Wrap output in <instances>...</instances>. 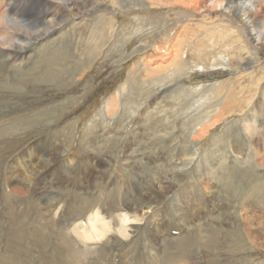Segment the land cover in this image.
I'll list each match as a JSON object with an SVG mask.
<instances>
[{
    "label": "rangeland",
    "instance_id": "obj_1",
    "mask_svg": "<svg viewBox=\"0 0 264 264\" xmlns=\"http://www.w3.org/2000/svg\"><path fill=\"white\" fill-rule=\"evenodd\" d=\"M122 3L103 4L116 22L112 31L92 18L89 26L64 27L48 41L32 46L17 65L11 62L9 67L0 60V164L11 159V194H5L0 184V264H261L264 249L250 252L246 236L247 229L255 234L258 225L264 231V168L259 165L263 158L251 151L264 154V103L257 109L262 117L252 126L261 133L251 139L252 144H237V151H249L247 163L240 164L227 150L229 134L236 138L231 125L254 117L251 109L241 117L231 113L234 105L236 110L243 107L254 87L248 72L238 80L222 73L224 68H196L181 78L191 90L186 95L162 82L148 86L139 61L149 55L151 70L169 65L171 59L160 63L163 55L155 45L169 32L177 33L180 25L182 29L202 25V18L180 6L159 7L152 0ZM69 14L79 18L76 11ZM212 16L203 15V21L227 20L222 14ZM259 56L264 60L263 52ZM6 78L11 79L10 92L5 89ZM228 79L224 87L211 86ZM244 89L246 95L237 94ZM114 97L118 105L109 116ZM132 99L141 108L136 114ZM145 104H150L148 112ZM157 109L166 110L167 118L176 115L170 117L175 132L169 130L167 119L166 124L155 122L151 115ZM221 113L218 125L205 136L195 135V144L189 145L191 133ZM87 135L98 140L86 145ZM145 141L149 147L142 150ZM129 146L135 147V158L128 160ZM34 147L58 155L59 165L52 171L54 186L31 180L32 175L25 178L30 169L23 167L22 155ZM176 147L194 160L192 171L147 222L159 215L166 237L145 228L121 242L109 237L87 246L69 231L97 207L117 213L122 200L134 196V188H146ZM15 167L20 173H14ZM201 171L206 175L202 180ZM185 190H190L189 201H178ZM182 200L186 203L180 206ZM59 206L61 214L55 216Z\"/></svg>",
    "mask_w": 264,
    "mask_h": 264
},
{
    "label": "bare ground",
    "instance_id": "obj_2",
    "mask_svg": "<svg viewBox=\"0 0 264 264\" xmlns=\"http://www.w3.org/2000/svg\"><path fill=\"white\" fill-rule=\"evenodd\" d=\"M108 1L123 5L122 2L127 0H0V60H4L5 65L9 67L12 66L11 62L13 64L21 63L28 56L27 54L32 46L41 45L45 40L48 41L58 35L59 32H62L65 29L64 27H70L72 29L78 25H82L83 27L89 26L87 22L92 18H99L100 24L107 31L114 30V27H116L115 20L107 15L108 10L106 14L105 9H102L103 4H106ZM152 2L159 7L163 5H175L183 9L192 10L202 18L199 22L202 25L189 24L184 29L180 25L177 33H172V35L169 32L166 38L165 36L161 38L159 44H154V48L163 55L160 58L162 59L160 63H167L170 59L172 61L169 65L161 66L155 70H151L153 59L149 55L146 59L144 58L141 62L139 61V66L144 70V78L149 80L146 83L148 86H154L157 82H162L164 85L169 84L167 88H171L173 92L186 95L191 90L184 86L181 78L196 68L199 69V67H202L203 69H208L210 67H216L219 70L220 68H224L225 71H221L222 73L231 74L238 80L241 79L244 73L248 72L249 83L254 87L249 91L247 101L244 102L243 107L240 109L238 107V110H236L234 105L231 113L235 112V115L241 117L246 114L248 109H251L254 117H251L249 122L239 123L238 125H236L237 123L232 124V132L236 134V138L230 133L231 140L227 142L229 144L227 146L228 152L231 150L240 164L247 163L249 158L246 152L248 150L241 148L237 151L236 148L238 146L237 144L245 145V142L252 144L251 139L256 134L261 133L258 129H253L252 126H254V123L257 122L259 117H262L257 109L261 108L264 103V99H261L264 98V90L261 88L264 86V60L259 56L260 52L264 53V0H152ZM73 11L79 14V18H73L69 14ZM213 13H217L218 16L222 14L227 20H221V18L217 17V19L210 20L209 23L203 21V15L210 17L208 19H213ZM185 18L187 17L185 16ZM192 49L194 52L189 54V51ZM215 71L217 72L218 70ZM163 72L165 73L161 74ZM229 81L230 79L223 80L211 86L214 89H219L224 87ZM5 85L6 88H4L10 92L11 79L6 78ZM134 89V87L129 88V94H135ZM260 90L262 95L259 94ZM247 93L248 91L246 89L238 90L237 92L238 95H246ZM137 95L139 94L137 93ZM117 105V99L114 97L108 107L107 112L109 116L115 114ZM149 106L150 104H145V111H149L147 110ZM131 109L136 111L135 114L141 109L140 105H137V99L131 100ZM168 114L164 109H157L156 113L151 116L152 118H156L155 122H165L167 119L169 130L172 132V130H175V122L173 120L171 121L170 117L172 118V116L175 117L176 115L171 113L169 118H167ZM222 116H224V113L217 114L211 121H207L205 127L194 130L189 137V145L190 143L195 144V135L204 133L205 136L210 132L211 128L217 126ZM247 135L250 139L246 138ZM87 138L86 145L92 142V140H98L96 135L93 137H88L87 135ZM139 138L141 139V136ZM145 142L147 145H144L142 150H146L149 147L148 142ZM250 148L252 147L250 146ZM29 150L22 155L25 156L23 167L30 169L29 172H25L27 175L25 178L30 180L29 175H32L31 180H44L49 186H54L52 171L55 170V166L59 165V157L56 155V152L55 154H50L47 150L43 152L40 151L41 148L39 147L30 148ZM84 151L85 154H88L87 148ZM134 151V146L127 148V153L129 154L127 155L128 160L135 158L133 157ZM251 151H254L256 156L263 158L259 165L264 168V154L259 153L258 149H251ZM169 155L170 159L168 162L160 165L159 169L155 172L156 176L146 183V188H142L141 186V188L136 187L133 191L134 196H129L122 200L117 213H110L101 207H97L90 212L87 218L85 217V223L79 221L73 224L69 231L87 246L101 244L109 237L121 242L122 240L130 239L134 232H140L145 228L153 230L156 233L161 231L160 237H166L168 233L164 231V224H161L160 216L153 217V220L147 225L148 219L165 202L168 194L178 189L185 182L189 171H192L190 166L194 163V160L187 156L188 153L179 150L178 147ZM87 159L91 161L93 156L87 157ZM87 159L85 161H88ZM158 160L160 162V159ZM70 163L72 164V161ZM196 166L198 168L197 172H199L201 169L200 165L197 164ZM20 169L22 170V168ZM18 172L17 167H15L14 173L18 174ZM87 175L88 170L86 169L85 178ZM204 177L206 175L204 173L202 174L201 171L199 174L200 180ZM0 184L5 194L7 192L11 194V159H5L0 164ZM186 190L178 197V201H180V198L189 201L190 190ZM246 196L248 197L247 194ZM184 201L179 202L180 206H183ZM245 203H247L246 200ZM247 206L253 208L254 204H248ZM61 208L59 206L56 209L55 216L61 214ZM262 227V225H258V228L254 230L256 232L255 234H253V229H247L248 236L246 238L249 242L248 244L246 243V246L250 252L259 250V247L264 249V231L261 229ZM261 264H264V261Z\"/></svg>",
    "mask_w": 264,
    "mask_h": 264
}]
</instances>
